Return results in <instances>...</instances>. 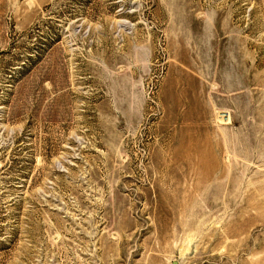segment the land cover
Instances as JSON below:
<instances>
[{"label": "rangeland", "instance_id": "1", "mask_svg": "<svg viewBox=\"0 0 264 264\" xmlns=\"http://www.w3.org/2000/svg\"><path fill=\"white\" fill-rule=\"evenodd\" d=\"M0 264H264V0H0Z\"/></svg>", "mask_w": 264, "mask_h": 264}]
</instances>
